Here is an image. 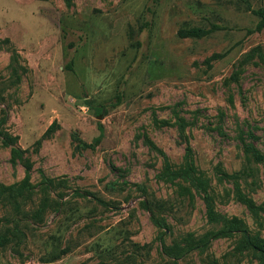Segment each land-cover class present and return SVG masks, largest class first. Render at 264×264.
<instances>
[{"label": "rangeland", "instance_id": "374dc122", "mask_svg": "<svg viewBox=\"0 0 264 264\" xmlns=\"http://www.w3.org/2000/svg\"><path fill=\"white\" fill-rule=\"evenodd\" d=\"M260 8L264 0H0V122L32 167L0 140V188L28 177L31 216L41 172L55 183L41 220L24 219L19 253L0 249V264H258L237 250L239 234L175 263L143 202L167 224V245L220 228L202 192L163 177L189 150L216 213L264 238V159L246 152L264 157V59L251 54L264 53V28L250 32ZM213 25L204 38L179 36ZM14 216L0 199V218Z\"/></svg>", "mask_w": 264, "mask_h": 264}, {"label": "trees", "instance_id": "16d2710c", "mask_svg": "<svg viewBox=\"0 0 264 264\" xmlns=\"http://www.w3.org/2000/svg\"><path fill=\"white\" fill-rule=\"evenodd\" d=\"M65 2L67 3V5H70L72 0H65ZM253 14L258 17L259 21L256 24L255 28L250 30L251 33L261 31L264 28V8L254 10ZM217 29H219V26L215 25H213L211 29L201 27L182 28L179 31V36L183 38L194 37L200 39L209 36ZM254 53H257L260 57L264 59V53L260 52L259 49L254 50L251 54ZM213 57L218 56L214 55ZM248 57L251 56L248 55ZM97 117L99 120L102 119L103 111H97ZM5 123L6 120H2L0 122L1 143H3V145H5L6 147L8 146L11 148L12 158L17 159L18 162L23 165L28 174L32 169L31 163L28 159L25 158V151L16 146L18 138L12 136L6 130L3 129ZM52 129L53 126H51L46 132L45 137L51 135ZM99 130L102 134L103 126L101 123H99ZM99 140L100 137H98L95 142ZM38 144H41L40 140L38 141ZM246 152L249 155L250 153H252L255 161H262L264 159V157L259 154L252 146H247ZM248 162H250V160H248ZM41 175L42 181L40 184V192L43 195V200L37 212H35V214H32L31 216L26 214V212L23 210L24 204L28 200H31L34 194V189L36 188L30 183L28 177H26L17 185L2 186L0 188V199L8 198L13 203V208L15 212V216L13 218H0V249H5L8 245H10L12 249L19 253L18 249L26 241L27 233L25 229H27V225L30 222L28 221L26 223L25 228V226H23L24 219L26 217H32V221L41 220L42 212L44 208H46L50 200L48 192L51 189H54L55 184L53 180L46 178V176L42 172ZM163 177L169 182H175L176 180L187 182L191 185V187L195 188L196 191L202 192V194L204 195L209 222H211L212 224L220 225V228L216 230H211L200 237H196L193 234L189 233L181 239H175L172 244L167 245L164 239L167 234V224L164 220L159 219L156 216V206L153 207L150 202L144 201L143 205L149 212L153 224L163 231L159 236V243L165 255L172 258L176 263L178 260H181L192 252L207 249L210 244L217 239L231 237L232 235L239 234L241 236V242L238 245L237 250L239 252H251L259 262L258 264H264V238L252 236L248 227L241 219L236 217L227 219L221 216L220 214L216 213L211 196L210 182L205 177V175L197 169L189 150L186 156L184 166L178 169H173L169 164H167L163 173ZM178 184L180 185V183ZM180 189L183 193L190 190L183 185H180ZM81 195L84 197L91 196V194L87 193ZM93 198L97 200L95 196H93ZM97 201L105 204V202H103L102 200ZM245 203H247V206L249 205L250 209H256L252 202L246 201ZM254 212H256V210Z\"/></svg>", "mask_w": 264, "mask_h": 264}]
</instances>
